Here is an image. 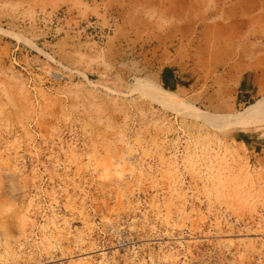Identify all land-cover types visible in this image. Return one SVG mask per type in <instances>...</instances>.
I'll use <instances>...</instances> for the list:
<instances>
[{
  "label": "rangeland",
  "instance_id": "rangeland-1",
  "mask_svg": "<svg viewBox=\"0 0 264 264\" xmlns=\"http://www.w3.org/2000/svg\"><path fill=\"white\" fill-rule=\"evenodd\" d=\"M239 54L264 0H0V264H264V97L154 78Z\"/></svg>",
  "mask_w": 264,
  "mask_h": 264
},
{
  "label": "crops",
  "instance_id": "crops-1",
  "mask_svg": "<svg viewBox=\"0 0 264 264\" xmlns=\"http://www.w3.org/2000/svg\"><path fill=\"white\" fill-rule=\"evenodd\" d=\"M110 37L113 49V33ZM240 55L237 60L226 62L228 66L218 72L214 71V74L203 69L199 72L200 69L194 62H191L192 66L188 70L181 67L185 62H178L174 58L173 64L156 70L154 78L162 87L177 91L195 104L203 105L212 112L228 113L237 106L250 104L264 97V65L258 67L257 57L247 60ZM110 62L113 63V59ZM128 63L130 62L126 59V69L131 67Z\"/></svg>",
  "mask_w": 264,
  "mask_h": 264
},
{
  "label": "bare ground",
  "instance_id": "bare-ground-1",
  "mask_svg": "<svg viewBox=\"0 0 264 264\" xmlns=\"http://www.w3.org/2000/svg\"><path fill=\"white\" fill-rule=\"evenodd\" d=\"M264 110V104L260 100L248 106L244 111H242L238 116H236L237 123H242L244 120H249L253 118L259 111ZM241 120V122H240Z\"/></svg>",
  "mask_w": 264,
  "mask_h": 264
}]
</instances>
